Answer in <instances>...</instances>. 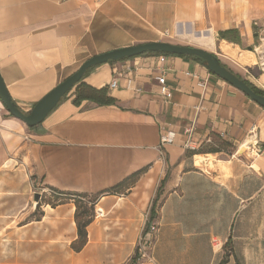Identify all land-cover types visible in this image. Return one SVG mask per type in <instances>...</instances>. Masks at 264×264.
I'll use <instances>...</instances> for the list:
<instances>
[{
    "label": "crops",
    "instance_id": "0c3cea01",
    "mask_svg": "<svg viewBox=\"0 0 264 264\" xmlns=\"http://www.w3.org/2000/svg\"><path fill=\"white\" fill-rule=\"evenodd\" d=\"M262 25L264 0H0V76L28 113L86 59L145 42L200 47L249 75L241 43ZM159 55L91 67L80 82L112 100L75 101V85L31 128L0 102V203L10 207L0 208V264H25L33 248L40 260L49 229L76 237L72 202L15 226L31 212V176L45 189L96 193L142 168L129 188L100 196L79 252L107 235V264H264V107L199 60ZM165 129L176 136L161 146ZM188 129L199 147L222 148L193 154ZM157 191L149 257L133 259Z\"/></svg>",
    "mask_w": 264,
    "mask_h": 264
},
{
    "label": "water",
    "instance_id": "95a60500",
    "mask_svg": "<svg viewBox=\"0 0 264 264\" xmlns=\"http://www.w3.org/2000/svg\"><path fill=\"white\" fill-rule=\"evenodd\" d=\"M147 52L196 56L205 62L207 69L211 73L264 107V96L255 92L243 79L239 78L235 73L225 67L214 53L200 47L174 44L165 41H153L123 46L91 56L86 59L76 71L43 95L28 113L23 112L14 103L0 76V102L12 117L22 121L27 127H34L43 121L47 114L57 105L63 96L80 81L83 74L91 67L108 61H119L125 58H131ZM39 197V193L34 194L36 203Z\"/></svg>",
    "mask_w": 264,
    "mask_h": 264
},
{
    "label": "rangeland",
    "instance_id": "374dc122",
    "mask_svg": "<svg viewBox=\"0 0 264 264\" xmlns=\"http://www.w3.org/2000/svg\"><path fill=\"white\" fill-rule=\"evenodd\" d=\"M254 32H257L256 29H254ZM231 40H238L237 35H233L232 33L228 36ZM213 44V43H212ZM258 35L256 34L254 36L253 42L250 44H247L246 40L241 43V50L243 52V55L245 56L244 62L247 65H250L252 68L251 73L248 75H245L243 72H240L236 70L231 64L228 65L229 68L233 70L234 73H237L241 79L249 81L251 84H253L255 87L260 89L261 91H264V76L262 74L258 75L257 69L253 66L255 63V57L251 52V48L254 45H258ZM216 56L217 54L214 53ZM44 95V94H43ZM42 95V96H43ZM41 96V97H42ZM32 185H31V191L28 194L30 197L28 198L29 206L28 210L31 211L26 218H23L22 220L17 221L15 226H18L19 224H22L24 222H28L33 219V215L31 214L35 210L36 201L34 200V194L39 193L40 197L38 202H40L41 207L38 211H36L35 216H38L40 211H43L44 207H52L51 203H56L53 198V194L51 190L43 188L41 185L38 184L35 180V176H31ZM2 194V193H0ZM26 202V201H25ZM46 202H50V204H47ZM23 203L18 204L16 203V206L20 207ZM18 207L16 210H19ZM1 210L5 208V210H8L6 204L1 201L0 203ZM107 222V221H104ZM49 229L48 231V244L45 255H42V258L40 260H36L35 256H38L39 249L33 248L32 249V258L30 261H26L25 264H107V235H103L98 239L93 245L87 246L82 252L75 253L72 249H70V235L67 234L68 231L64 233L63 237H56ZM3 236L0 235V238ZM138 241L137 239L135 252L133 254L134 259H141L138 256ZM23 252V251H22ZM43 254V253H42Z\"/></svg>",
    "mask_w": 264,
    "mask_h": 264
},
{
    "label": "trees",
    "instance_id": "16d2710c",
    "mask_svg": "<svg viewBox=\"0 0 264 264\" xmlns=\"http://www.w3.org/2000/svg\"><path fill=\"white\" fill-rule=\"evenodd\" d=\"M234 41H238V40H234ZM147 53L164 54V53H160V52H147ZM170 55H175V54H170ZM181 56H187L190 58H194V59L199 60L205 64V62L202 59H200L196 56L184 55V54ZM125 59H127V58H125ZM108 62H114V61H108ZM237 76L240 77L238 74H237ZM244 81L255 92L264 96V91H261L260 89L255 87L249 81H247V80H244ZM75 85H74L75 86V93H76L75 101H78L80 99H90V100H94L98 103H106V102H110L112 100L111 98L106 96L104 89H99V90L93 89V88H90L86 85H83L80 81H78ZM221 146H222L221 143H219L217 145H210V146H204V147H203V145H201L200 147H198V149L193 150V154H200V153H206V152H217L222 148ZM144 170H145V168H142L138 171H135V172L131 173L129 176H127L126 178H124L123 180H121L120 182L116 183L115 185L108 187L102 191L96 192V193L62 191V190L52 188V187L49 188V190H51V192L53 194L54 201L56 202L54 204L51 203L52 207H55L59 204H63L66 202H72L75 206L74 222H75V226H76V237L70 243V248L74 252L81 251L87 243V227L94 220L95 204L97 203L100 196L103 194H109V193H121L123 190L129 188L137 180V178L144 172ZM158 197H159V191H157V195H156L155 199L152 201L151 207L149 209V217L145 223V229L149 226V224L152 222V220L156 217L155 208H156V203H157ZM46 203L50 204V202H46ZM40 207H41L40 202H37V204L35 206V210L31 214V216L32 215L34 216L32 220H39L41 218V216L43 215V211H40L39 215L35 216L36 211H38L40 209ZM133 259H134V257H133ZM224 263H225V259L222 260L219 264H224Z\"/></svg>",
    "mask_w": 264,
    "mask_h": 264
},
{
    "label": "built area",
    "instance_id": "2783aa9c",
    "mask_svg": "<svg viewBox=\"0 0 264 264\" xmlns=\"http://www.w3.org/2000/svg\"><path fill=\"white\" fill-rule=\"evenodd\" d=\"M256 34L258 35L259 44L254 45L251 48V53L255 57V63L253 66L257 69L258 75L262 74L264 76V25H262L258 29V32ZM166 57H167L166 55L160 54L159 61L164 62ZM247 69H250V68H247ZM157 80H158L159 87H160L159 88L160 94L164 97H167L169 95V89L165 83L164 74L161 73L157 77ZM116 85H117V81L112 80L110 83V87H115ZM126 85L127 87H132L133 85L132 78L127 79ZM190 134H191V129H188L187 130L188 139L185 141L184 146L187 149L196 150L198 149L199 146L190 140L189 138ZM175 136H176V133L173 130L165 129L161 131L160 145L164 146V145L172 144L175 140ZM148 217H149V213H146L145 223L148 220ZM156 231H157V226L153 222H151L146 229L145 228L143 229L141 235L139 236V241H138V256L140 258L149 257V249L152 243V235L156 233Z\"/></svg>",
    "mask_w": 264,
    "mask_h": 264
},
{
    "label": "bare ground",
    "instance_id": "6f19581e",
    "mask_svg": "<svg viewBox=\"0 0 264 264\" xmlns=\"http://www.w3.org/2000/svg\"><path fill=\"white\" fill-rule=\"evenodd\" d=\"M204 39H205L204 41H205L206 44L212 45V40H211L210 38H208V37L206 38V37H205ZM250 53H251V52H250ZM250 140H251V139H250ZM251 141H252V140H251ZM254 141H255V140H254ZM246 145H247V144H246ZM246 145H245V147H246ZM242 148H243V147H242ZM249 148H250V147H249Z\"/></svg>",
    "mask_w": 264,
    "mask_h": 264
}]
</instances>
